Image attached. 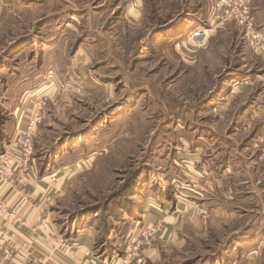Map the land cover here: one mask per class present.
Masks as SVG:
<instances>
[{
    "label": "rangeland",
    "instance_id": "obj_1",
    "mask_svg": "<svg viewBox=\"0 0 264 264\" xmlns=\"http://www.w3.org/2000/svg\"><path fill=\"white\" fill-rule=\"evenodd\" d=\"M248 1L264 31V0ZM215 6L0 0V120L6 100H39L35 146L75 166L59 216L96 225L108 251L166 202L180 220L145 264H264V116L242 118L254 93H230L264 90V58Z\"/></svg>",
    "mask_w": 264,
    "mask_h": 264
},
{
    "label": "crops",
    "instance_id": "obj_2",
    "mask_svg": "<svg viewBox=\"0 0 264 264\" xmlns=\"http://www.w3.org/2000/svg\"><path fill=\"white\" fill-rule=\"evenodd\" d=\"M183 22L187 25L186 21ZM252 83L255 82L244 81L237 88L230 89L234 97L238 95L234 93L235 90L240 93L243 91L244 97L254 93L249 105L246 106L247 109L244 107V111L242 110V118L247 112L253 113L251 121L252 117L264 116V90L254 91ZM6 101L7 116L0 120V153L6 150L19 131L27 128L34 104L29 97ZM43 127L39 131L41 136L44 135ZM43 147L44 145L36 144L30 169L27 174L22 175L21 180L20 177L13 178L10 174L2 176L0 172V203L7 209L5 214L0 215V230L16 246L21 245L19 249L14 248L7 255L1 249L0 264H4L6 256L13 264H34L38 260L43 264H119L117 251L122 248L124 238L121 241L115 240L113 249L108 251L105 248L106 243L100 241V231L96 225L86 223L79 226L68 219V216L63 218L59 216L61 211L55 203L73 180L72 169L75 166L71 158L67 160V153L61 152L58 142L53 143L48 150H44ZM165 203L160 206L158 204H152L154 207L148 206L147 208L152 211L150 221L143 220V223L158 224L162 230L161 237L171 236L180 220L178 213L181 212L179 208L171 212ZM15 207L20 211L18 217L12 214ZM136 226L137 224L133 229ZM13 243L5 245L4 248L14 246ZM261 245L262 242L256 249Z\"/></svg>",
    "mask_w": 264,
    "mask_h": 264
},
{
    "label": "built area",
    "instance_id": "obj_3",
    "mask_svg": "<svg viewBox=\"0 0 264 264\" xmlns=\"http://www.w3.org/2000/svg\"><path fill=\"white\" fill-rule=\"evenodd\" d=\"M213 22H226L234 20L238 25L245 28L247 36L252 45L253 52L257 57L264 58V31L258 28L255 23V16L248 0H216L214 9ZM210 27H201L192 32V39L199 45L208 39ZM35 103V101H33ZM38 104L39 100L32 109L31 117L28 120L27 128L19 131L9 143L5 151L0 153V172L2 176L10 174L13 178L21 177L30 169L31 163L35 155V141L37 137L38 126ZM10 171V172H8ZM6 206L0 203V215L5 214ZM20 211L15 207L12 214L18 217ZM161 227L154 223H137L133 232L124 241L122 254L119 255V264H145L147 249L151 246L153 240L161 235ZM13 243L10 238L3 234L0 230V250L3 249L7 254L12 249H19L20 244L5 249V245ZM4 264H13L9 257L6 256ZM34 264H43L41 260Z\"/></svg>",
    "mask_w": 264,
    "mask_h": 264
}]
</instances>
